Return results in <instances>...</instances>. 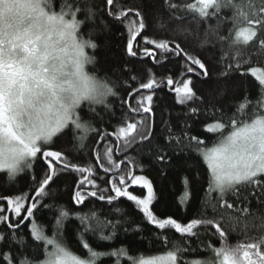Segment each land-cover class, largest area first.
<instances>
[{
	"label": "snow or ice",
	"instance_id": "6c2138e0",
	"mask_svg": "<svg viewBox=\"0 0 264 264\" xmlns=\"http://www.w3.org/2000/svg\"><path fill=\"white\" fill-rule=\"evenodd\" d=\"M169 7L178 6L172 3ZM186 8L198 14L201 22L217 20L215 28L209 26L203 33L200 46L209 43L219 46V59L224 64L219 76L226 78L232 71L249 65L247 72L240 71V74L250 73L258 82V97L253 102L246 93L235 104V111L227 115L211 105L213 119L204 125L205 131L215 137L210 145L187 132L174 134L169 129L168 146L179 145L185 139L189 146L194 142L206 165L207 189L200 211L187 222H180L171 216L162 218L153 211L152 205L158 199L153 183L142 174L143 167L135 157L126 153L144 146L153 151L157 161L169 160L165 148L152 143L155 90L167 87L174 91L177 104L189 107L193 115L199 114L201 109L193 105L204 103V99L197 94L192 76L209 77L205 62L182 47L179 41L142 37L146 45L183 60V77L186 78L174 81L168 76L166 80H158L149 70L147 82L139 83L135 89V92L150 90L149 94H142L136 100V107L128 106L138 118L130 120L124 114L115 130L101 131L94 121L103 123L102 114L114 115L110 98H119L121 105L127 104V99L119 97L115 84L96 75L94 70L89 71V66L96 63L98 45L91 34L85 38L81 28L98 15L111 17L113 23L126 26L125 51L128 56L136 57L134 43L146 28L141 11L117 6V0H105L102 8L88 0H60L59 5L56 0H0V173L14 180L20 173L30 172L34 184L32 196L0 197L7 201L6 208L0 206V224L13 230L8 236L0 232V242L16 240L24 247L23 239L17 240L14 233L25 220L31 219L30 235L35 241L50 246V250H44L42 261L15 249L0 253V264H100L105 257H115L114 264H120L121 258L128 264H264V234L249 238L245 232L244 242H229L230 233L237 231L243 218L254 215L253 201L258 209L264 208V66H251L250 59L241 56L242 49H251L258 54V62L264 60V0H259L258 4L253 0H195ZM130 13L137 19H132ZM183 31L188 32V29ZM142 51L159 63L151 48L144 47ZM127 79L137 77L129 74ZM122 83L128 87L129 96L134 95L131 85ZM218 111L220 115L216 116ZM94 133L100 141H108L103 145L102 155L98 147L93 153L95 165L105 177H98L95 166H81L51 147L67 139L75 152L82 153L90 150L88 140ZM114 154H119L120 159H115ZM38 159L45 165L39 180L32 172ZM64 173L80 174L72 193L76 205L90 198L108 204L121 198L131 202L142 219L155 227L165 252L147 257L130 255L126 248L102 252L94 249L82 232L80 243L86 254H76L60 238L62 221L70 215L63 207L56 221V237L45 235L42 226L32 218L50 195L49 185ZM98 178L108 187L102 188L97 183ZM184 184L185 194L180 203L187 205L191 199V182L187 176ZM136 188L146 190V194H134ZM208 208L212 210L211 216L207 215ZM6 213H11L15 221ZM236 213L239 215H234ZM76 218L84 226V232L97 235L100 241H109L115 236L114 225L112 236L103 234L110 222L99 220L94 213ZM257 218L264 225V216ZM211 230L219 246L205 243L201 238L202 233L207 235ZM176 234H180L178 238ZM192 238L204 246L203 256L189 258L187 255L199 251V245L195 248L187 245Z\"/></svg>",
	"mask_w": 264,
	"mask_h": 264
},
{
	"label": "trees",
	"instance_id": "16d2710c",
	"mask_svg": "<svg viewBox=\"0 0 264 264\" xmlns=\"http://www.w3.org/2000/svg\"><path fill=\"white\" fill-rule=\"evenodd\" d=\"M88 2L97 8H102L105 4V0H88ZM194 2L195 0H117V6L124 5L139 9L145 18L146 28L141 32L139 40L134 45V51L138 53L136 57L128 56L125 51L126 26L113 23L111 17L103 14L98 15L95 20L86 21L81 28L84 37L87 38L91 34V39L98 45L95 51L96 63L89 66V71L92 72L94 70L96 75L106 78L115 84L119 97L127 99V104L121 105L119 98H110L113 103L114 115L108 117L106 114H102L104 115L103 123L94 121L101 131L111 132L115 130L122 123L124 114H127L130 120L138 118L135 113L129 111L128 106L136 107V100L142 94H149L150 90L143 92L145 89L135 92L139 83H146L149 79V70H151L152 74H155L158 80H166L168 76H171L174 81H178L183 77V60L174 55L163 54L152 45H146L142 37L155 40L179 41L182 47L198 56L208 67L209 77L207 79L192 76L197 94L204 99V103L193 105L201 109L199 114L193 115L190 113L189 107L177 104L174 91H169L167 87L155 90L152 105L154 115V140L152 143L164 147L169 160L166 163L157 161L153 151L144 146H137L136 151L130 149L126 153L130 157H135L138 165L143 167L142 174L153 183L158 196V199L152 205L153 211L162 218L171 216L180 222H187L200 211V204L207 189L206 165L196 151L194 142L189 146L187 139H185L179 145L168 146L169 129L174 134L187 132L191 136L203 139L206 144L210 145L215 137L205 131L204 125L213 119L211 105H215L217 109H221L227 115L235 111V104L246 93L253 102L258 97V82L251 77L250 73L246 75L240 74V71L247 72L249 65H244L239 71H232L226 78L219 76V73L224 70V64L219 59V46H213L212 43L204 47L200 46L203 33L209 26L215 28L217 20L211 18L207 22H201L198 14L186 8L187 4ZM56 3L59 5L60 0H56ZM172 3L178 7L171 9L169 4ZM130 17L137 19L132 13H130ZM80 18L84 19L83 16ZM105 24L108 25L107 28ZM184 29H188V32L183 31ZM144 47H149L153 50L159 63H155L151 57L143 53L142 49ZM241 56L242 58H249L251 66H264V60L258 62V54L251 49H242ZM129 74L137 77V79L128 80ZM122 82L131 85L134 95L129 96L128 87ZM174 87L175 84L173 85ZM221 91H223V95H220ZM205 108H207V111H205ZM97 111L99 112L100 109L97 108ZM219 115L220 112L218 111L216 116ZM112 139L114 140L115 138L112 137ZM107 142V140L100 141L98 135L94 133L88 140L90 150H85L82 153L75 152L72 144L67 139L59 141L51 147L53 150L64 152L73 162L81 166H95L98 177H105L102 170L95 165L93 153L98 147L102 155L103 145ZM140 148H143V151H140ZM114 158L119 160L120 155L114 154ZM44 167L45 165L38 159L32 170L37 180L41 177ZM138 174L140 173L138 172ZM31 175L32 173L30 172H23L14 180H10L6 173H0V197L14 198L22 194L34 195V184ZM186 176L191 182V199L187 205H182L180 200L185 194L184 178ZM79 178L80 174L78 173H64L55 179L54 184L49 186L51 188L50 195L45 198L32 218L38 226H42L45 235L50 238L56 237V221L60 218L59 209L63 207L69 210L70 215L62 221L60 229L62 236L60 238L76 254H86L80 243V234L82 232L86 241L94 249L102 252L126 248L130 255L145 257L165 252V247L157 239L155 227L146 223L142 219V214L134 208L131 202H125L124 198L113 202V204L90 198L85 200L83 204L76 205L72 200V193L74 185ZM97 183L102 188L108 187L99 178ZM140 192L146 194V190L139 188L135 189L134 194H139ZM44 205H48V207ZM0 206L6 208L7 204L1 203ZM251 207L254 215L243 218V221L238 225L237 231L230 233V243L244 242L245 232L249 238L264 234V225L257 218L264 216V208L258 209L255 201H253ZM206 212L208 216L212 215L210 208ZM92 213L99 220L110 222L104 230V235L112 236L113 225L115 226V236L112 240L100 241L97 235H93L91 232H84V226L76 217L77 215L87 216ZM234 215L239 214L236 213ZM10 218L15 221V217L12 214ZM31 222L14 233L17 240L23 239L25 246L21 247L16 240L0 242V253L6 254L19 249L30 258L35 257L37 260L42 261L45 258L44 250H50V246L42 244L40 241H35L30 235ZM245 224L247 225L246 228ZM212 231L214 230L209 231L207 235L202 233L201 238L205 243L219 246L217 237L211 234ZM0 232L8 236L13 230L0 224ZM179 235L176 234V237L178 238ZM187 245L193 248L199 245L198 252L187 254L189 258L205 254L204 246L196 238L187 241ZM115 259V257H105L100 264H114ZM120 264H128V261L121 258Z\"/></svg>",
	"mask_w": 264,
	"mask_h": 264
},
{
	"label": "water",
	"instance_id": "95a60500",
	"mask_svg": "<svg viewBox=\"0 0 264 264\" xmlns=\"http://www.w3.org/2000/svg\"><path fill=\"white\" fill-rule=\"evenodd\" d=\"M139 37H140V36H137L135 43L139 40ZM135 43H134V45H135ZM145 91H148V90L145 89L143 92H145ZM173 93H174V92H173ZM174 94H175V93H174ZM153 120H154V115H153ZM49 186H50V185H49ZM1 203L7 204V201H6V200H0V204H1ZM8 215L10 216L11 213H8ZM30 222H31V219H29V220H25V221L21 224L20 228L15 229V231H19V230H21V228H23L24 226L28 225Z\"/></svg>",
	"mask_w": 264,
	"mask_h": 264
},
{
	"label": "rangeland",
	"instance_id": "374dc122",
	"mask_svg": "<svg viewBox=\"0 0 264 264\" xmlns=\"http://www.w3.org/2000/svg\"><path fill=\"white\" fill-rule=\"evenodd\" d=\"M253 2L258 4V3H259V0H253ZM100 262H101V261H100Z\"/></svg>",
	"mask_w": 264,
	"mask_h": 264
}]
</instances>
